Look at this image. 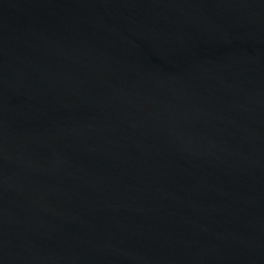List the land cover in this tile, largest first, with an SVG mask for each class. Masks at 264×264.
I'll use <instances>...</instances> for the list:
<instances>
[{"label":"water","instance_id":"1","mask_svg":"<svg viewBox=\"0 0 264 264\" xmlns=\"http://www.w3.org/2000/svg\"><path fill=\"white\" fill-rule=\"evenodd\" d=\"M0 264H264V0H0Z\"/></svg>","mask_w":264,"mask_h":264}]
</instances>
